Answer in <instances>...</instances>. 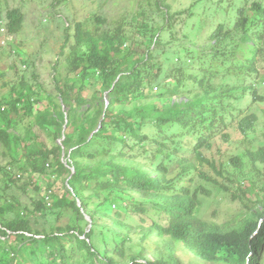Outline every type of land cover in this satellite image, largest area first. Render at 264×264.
<instances>
[{"label":"trees","instance_id":"16d2710c","mask_svg":"<svg viewBox=\"0 0 264 264\" xmlns=\"http://www.w3.org/2000/svg\"><path fill=\"white\" fill-rule=\"evenodd\" d=\"M155 5L164 10L162 25L142 21L132 32L124 21L105 28L100 16L92 30L76 23L66 76L53 77L55 94L21 76L0 98V156L7 158L0 159V264H181L175 248L185 254L182 264H264V205L255 209V189L237 183L232 190L205 173L223 177L205 152L218 137L228 142L232 126L241 135L254 131L258 117L249 110L264 104L257 89L264 83V5L251 3L232 26L218 24L208 35L210 48L195 57L232 67L203 76L190 70L195 57L177 66L174 32L159 40L170 20L164 0ZM5 19L8 35L22 30L19 8ZM245 53L251 56L236 59ZM246 157L253 168L264 166V144ZM229 164L244 167L236 156ZM198 181L215 183L231 200L241 192V208L226 221L197 219L201 197L211 196ZM8 187L23 198L7 195ZM39 219L45 225L34 228ZM163 238L173 244L164 246L167 258L142 260L143 242Z\"/></svg>","mask_w":264,"mask_h":264},{"label":"rangeland","instance_id":"374dc122","mask_svg":"<svg viewBox=\"0 0 264 264\" xmlns=\"http://www.w3.org/2000/svg\"><path fill=\"white\" fill-rule=\"evenodd\" d=\"M156 1L158 0H0V98L8 97L11 94V86L17 85L21 76L26 77L24 82L29 85L38 83L45 93L55 94L53 77L61 80L66 76L68 71L66 57L69 47L74 43L73 33L76 23H81L83 28L92 30L96 26L94 17L100 16L106 20L105 28H109L116 21L129 22L130 28H132L130 32L134 31L142 21H147L151 25L154 21L156 26L158 23L162 25L164 10L156 9ZM255 2L264 5V0H164L168 6L167 15L164 14V21H170L169 27L168 24H165V28L157 32L159 40L168 42L174 32L175 43L182 52L174 55V61L178 60V67L187 66V59L210 48L211 44L205 40L218 24L232 26L238 16V10H245L246 13L249 5ZM12 8H19L23 14L22 30L17 35H8L5 30V14L8 9ZM138 13L145 15L140 17ZM172 15L175 17L171 18ZM66 36L68 42L61 54V47ZM7 39L11 41L6 43L9 41ZM4 42L6 44L2 45ZM245 56L250 57L251 54H237L236 59L244 60ZM168 57L170 58L169 54ZM20 58L27 59L26 66H23ZM171 61V58L167 60L169 63ZM192 61L190 70L199 76L214 74L232 67L231 63L225 62L222 58L195 57ZM12 65L15 66V69L11 68ZM239 66L236 67L234 64V70L237 71ZM225 82L230 84L235 80L230 77ZM242 88L241 86L240 89L242 90ZM257 89L261 95H264V83L258 85ZM248 99H245L244 106L248 104ZM249 112L258 117L254 131L241 135L232 126L227 130L230 137L228 142H223L218 137L213 141L212 149L205 152L209 159L221 167L223 177L218 176L210 169H206L205 173L232 190L237 183L255 189V199L260 201L255 208L258 209L264 205V166L255 165L253 168L246 157V151L255 150L264 144V104L253 105ZM233 156L238 157L244 164L242 170H236L229 164V159ZM0 159L2 163H7V158L0 156ZM15 172L17 170H14ZM26 178L27 176L24 175L21 182H24ZM198 184L208 188L211 196L201 197V208L197 219L207 221L216 218L226 221L229 214L241 208L240 201H237L241 197V192L235 190L238 197L231 200L226 194L220 192L218 186L213 182L198 181ZM3 185L4 183L1 182L0 189ZM58 189L59 183L54 187V191ZM6 194L23 198L22 191L14 187L10 189L8 187ZM214 210L219 211V215L212 217L211 212ZM84 219L90 224L87 217L84 216ZM129 222L132 221L128 220ZM214 222L218 221H209V223ZM44 225L45 222L39 219L38 224L33 227L41 228ZM207 225L208 223L204 224L203 222L200 230L204 232ZM88 226L84 225L86 229ZM103 227L106 228L104 225ZM136 235L134 234V237ZM103 236L107 245L113 247L109 232L106 231ZM12 240L13 238H10V241ZM167 244L173 245L167 238L143 242L141 246L145 252L141 259L147 261L165 260L168 254L165 252L164 246ZM138 249L139 247L135 246L132 251L135 253ZM174 257L181 264L186 261L185 254L178 248L174 249ZM200 262V259H197V264ZM205 264H212V262H205Z\"/></svg>","mask_w":264,"mask_h":264},{"label":"water","instance_id":"95a60500","mask_svg":"<svg viewBox=\"0 0 264 264\" xmlns=\"http://www.w3.org/2000/svg\"><path fill=\"white\" fill-rule=\"evenodd\" d=\"M116 82H117V80H116ZM106 96H107V93L105 94V101H106V106H105V107H107V105H108V102H107V98H106ZM100 124H101V122H99L98 127H97V129H96L95 132H97L98 129L100 128Z\"/></svg>","mask_w":264,"mask_h":264},{"label":"clouds","instance_id":"9594fccd","mask_svg":"<svg viewBox=\"0 0 264 264\" xmlns=\"http://www.w3.org/2000/svg\"><path fill=\"white\" fill-rule=\"evenodd\" d=\"M7 40H10V39H7ZM4 44H5V42L2 45H4Z\"/></svg>","mask_w":264,"mask_h":264}]
</instances>
